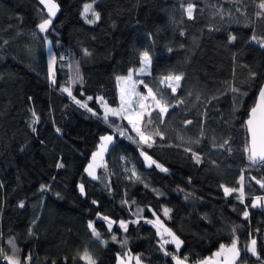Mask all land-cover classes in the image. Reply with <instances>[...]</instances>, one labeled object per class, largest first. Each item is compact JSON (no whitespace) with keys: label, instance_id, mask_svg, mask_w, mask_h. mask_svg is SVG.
<instances>
[{"label":"trees","instance_id":"obj_1","mask_svg":"<svg viewBox=\"0 0 264 264\" xmlns=\"http://www.w3.org/2000/svg\"><path fill=\"white\" fill-rule=\"evenodd\" d=\"M55 1L60 11L41 33L38 24L47 9L40 0H0V249L11 256L12 240L21 259L31 254V264H84L79 254L85 249L97 264H117V255L129 251L144 264H173L144 219L129 223L127 232L114 224L109 233L100 218L133 221L144 208L142 216L154 219L151 208L184 242L180 255L190 264L229 243L233 228L241 247L257 240L260 259L242 252V264H264V208L251 206L255 197H264V188L252 179L264 180V165H251L244 152V122L264 85V48L258 43L264 40V18L256 15L258 0H95L100 19L94 24L82 15L92 0ZM189 4L195 6L193 19L185 12ZM233 35L237 39L230 42ZM144 51L152 57V72L136 80L163 90L176 105L160 125L165 139L157 137L151 148L127 138L135 133L126 120L110 116L105 123L98 100L119 106L117 77L139 67ZM50 56L56 58L55 84ZM77 66L82 83L71 82ZM251 72L257 73L254 79ZM168 74L183 76L175 94L159 84ZM63 87L92 111L77 105ZM138 90L146 92L142 85ZM33 111L39 117L35 124ZM117 126L127 128L126 135H119ZM107 134L115 140L99 178L90 179L85 168ZM225 140L229 143L220 147ZM141 147L168 171L148 167ZM186 147L200 155L201 163ZM133 168L139 181L129 178L126 169ZM241 175L243 203L238 192L225 196L221 187L238 188ZM125 200L129 203L122 204ZM163 208L171 209L170 219ZM90 221L107 246L92 237ZM113 233L127 245L112 242ZM166 248L175 252L172 244Z\"/></svg>","mask_w":264,"mask_h":264},{"label":"snow or ice","instance_id":"obj_2","mask_svg":"<svg viewBox=\"0 0 264 264\" xmlns=\"http://www.w3.org/2000/svg\"><path fill=\"white\" fill-rule=\"evenodd\" d=\"M40 3L45 6L47 9V18L43 19L41 23L38 24L39 31L41 33L47 32L49 26L52 24V18L56 16L58 11V5L55 3V0H40ZM95 0H92V3H86L83 7L82 15L87 23L94 24L100 19V13L97 12L94 8ZM258 9L259 11L256 13L258 17L264 18V0H258ZM195 6L189 4L185 9L187 17L189 19H193ZM89 14H91V18H89ZM237 39L236 36H230L229 41L233 42ZM251 39L253 41L257 40L256 36H252ZM51 42L49 41V44ZM260 47L264 48V40L258 41ZM171 50V49H169ZM50 51V49H49ZM85 54L87 50H85ZM61 60L64 59L63 56L60 57ZM55 63L56 58L54 56H50L49 59V76L51 78V82L53 84L56 83L55 80ZM140 63L141 67L138 70H129L126 77H117V82L121 83L120 87V103L118 107H109L106 101L103 100V97H99L98 100L101 102V106L104 109L102 119L105 123H108L109 117L114 116L118 117L121 120H126L128 125L131 126V131L135 133V137L128 136L127 138L131 140L133 143L138 144L139 146H147L151 148L156 143V138L158 137L160 140L165 139V133L161 130L160 125L164 123V117L169 111V108L175 107L168 99L165 98V93L163 90L157 88L154 90L152 87L143 81V80H134L133 76L142 75V74H150V66H151V56L148 51H144L140 54ZM257 73L251 72L250 76L254 79ZM183 79L182 75H174L168 74L159 79V84L164 85L166 88L171 90V93L175 94L177 89L180 88V82ZM83 78L79 74V67L77 66L75 75L71 78L72 83L80 82L82 83ZM142 85L146 92L142 93L138 90V87ZM233 93L239 92L240 90L236 87H231L230 89ZM62 92L67 93L72 100L79 105L81 108H86L88 111H92L91 108H88L86 102H82L79 99H76L73 96L70 87H63L61 89ZM88 100H91L92 97H88ZM183 100H177L178 104H183ZM155 113V118L154 114ZM93 115H97V113L93 112ZM33 121L35 124L38 122L39 117L33 111L32 113ZM186 124H191L192 121H185ZM111 127L112 125L109 124ZM244 127L247 132V140L244 147V152L247 155V160L251 165H264V86L259 88L258 98L254 104V106L250 109L247 120L244 122ZM36 131L35 128L32 129ZM59 132L60 130L57 129ZM116 131L119 132V135L124 136L128 132L127 128L117 126ZM183 139V138H181ZM100 145L96 152L92 153V161L85 168V172L88 176L93 179H97L96 169L98 167L104 166L102 164L104 153L108 151L109 145L113 143L112 135H104L100 137ZM194 143H199V141H194ZM229 143L228 140H225L220 147H224ZM230 150V149H229ZM185 152H190L192 158L195 160L197 164L201 163V157L198 153L193 151L190 147H186L184 149ZM140 154L144 157V160L148 167H152L153 165L158 168L162 172H167L168 169L163 167V165L159 164L157 161L153 160L151 156H149L143 148L141 147ZM98 160L100 162H98ZM58 168L64 167L63 163L57 164ZM126 171H130L131 175L129 178L135 177L136 180H140L135 168L126 169ZM244 176L241 175L239 180L238 188H231L221 185L223 188L225 196L232 195L234 192H238L237 199L240 200L241 203L245 200V192H244ZM252 179L256 180V183L260 185L261 188H264V180H258L255 177ZM147 187V185H145ZM45 188L44 185L41 186V190ZM79 190L81 194L84 193V185H79ZM187 199V197H185ZM262 197H255L252 202V207H257L262 202ZM95 204L96 201H93ZM127 200L122 201V204H128ZM135 204V201L132 202ZM23 202H21L20 207H23ZM148 211L152 212L154 219H148L142 216L144 212V208H138L137 212L134 215L137 216L136 220L133 221H114L110 219L108 216L100 217L107 223V230L109 233H112L113 225L118 223L120 229L124 232L128 231L129 223H139L141 219H144L145 223L151 224L156 229V235L160 238V250L164 253L165 256H170L174 264H188V257L180 255V249L183 245V241L176 235V233L169 228L165 222L160 218L159 215L156 214L151 208ZM171 209L163 208V216L165 218L170 219ZM243 216L247 219L249 216V212L245 210L243 212ZM88 228L91 231L92 237L98 240L102 245L107 246L108 241L102 239V234L97 230L93 222L88 223ZM236 229H232V239L229 243H221L217 251L212 253V255L207 256L199 261L193 262V264H242L241 262V253L248 252L251 253L252 256L260 259L259 253L257 251V240L255 238H251L248 242L244 244L243 247L240 245L239 237L235 235ZM112 242L120 243L121 247H125L128 243L127 239L118 240V237L115 233H113L110 237ZM9 244L13 249V254L11 256L5 254L3 249H0V258H3L7 261V264H31V254L26 255L21 259L17 253L19 249L16 248L15 242L10 240ZM172 244L175 246V252H170L167 250L166 246ZM76 259L75 257L73 258ZM79 259L84 261V264H97V260L94 258L93 254L89 252L87 249L84 250L82 254H79ZM143 264L140 255H131L129 252H124L122 255H117V264ZM55 264V262H53Z\"/></svg>","mask_w":264,"mask_h":264},{"label":"rangeland","instance_id":"obj_3","mask_svg":"<svg viewBox=\"0 0 264 264\" xmlns=\"http://www.w3.org/2000/svg\"><path fill=\"white\" fill-rule=\"evenodd\" d=\"M55 3L57 4L56 1H55ZM57 5H58V4H57ZM59 11H60V8H59V6H58V11H57L56 15L59 13ZM53 18H54V17H53ZM53 18H52V21H53ZM151 65H152V57H151ZM141 66H142V65H140L139 67L134 68L133 70H138ZM149 71H150V74H151V72H152V68H151V66H150ZM150 74H142V75H150ZM124 77H126V76H124ZM137 77H141V75H135V74H134L133 79L136 80ZM182 81H183V79L181 80L180 85H181ZM120 84H121V86H123V85H122V82H121ZM179 89H180V88H178L177 91H179ZM164 118H165V117H164ZM107 135H112V136H113V142H114V140H115V135H114V134H107ZM100 143H101V142H100ZM100 143H99V145H100ZM112 144H113V143H112ZM112 144L109 145L108 151L104 153L103 161H102V164H103V165H104L105 162H106V159H107V153L109 152V149L112 147ZM98 147H99V146H98ZM97 150H98V148H97L94 152H96ZM91 156H92V155H91ZM91 161H92V157H91L90 162H91ZM90 162H89V163H90ZM98 162H100V161L98 160ZM89 163H88V164H89ZM87 166H88V165H87ZM87 166H86V167H87ZM102 168H103V166H102V167H98V168L96 169V176H97V179L99 178V177H98L99 171H100ZM86 175H87L88 178L93 179L92 177L88 176L87 173H86ZM94 180H96V179H94ZM80 194H81V192H80ZM81 196H82V197H83V196H86V189H85V187H84V193L81 194ZM262 198H264V197H262ZM256 208H264V199H262L261 204H260L259 206H257ZM250 254H251V253H250ZM131 255H132V254H131ZM133 264H134V261H133ZM143 264H144V263H143Z\"/></svg>","mask_w":264,"mask_h":264},{"label":"built area","instance_id":"obj_4","mask_svg":"<svg viewBox=\"0 0 264 264\" xmlns=\"http://www.w3.org/2000/svg\"><path fill=\"white\" fill-rule=\"evenodd\" d=\"M2 263H3V264H7V261H5V260L2 258Z\"/></svg>","mask_w":264,"mask_h":264},{"label":"crops","instance_id":"obj_5","mask_svg":"<svg viewBox=\"0 0 264 264\" xmlns=\"http://www.w3.org/2000/svg\"><path fill=\"white\" fill-rule=\"evenodd\" d=\"M194 14V13H193ZM121 84L119 83V91H120Z\"/></svg>","mask_w":264,"mask_h":264},{"label":"water","instance_id":"obj_6","mask_svg":"<svg viewBox=\"0 0 264 264\" xmlns=\"http://www.w3.org/2000/svg\"><path fill=\"white\" fill-rule=\"evenodd\" d=\"M264 84V83H263ZM264 86V85H263ZM174 264V263H173ZM188 264H190L189 262H188Z\"/></svg>","mask_w":264,"mask_h":264}]
</instances>
